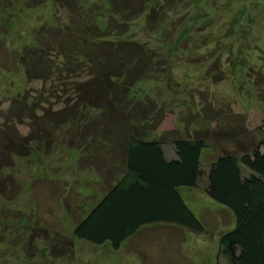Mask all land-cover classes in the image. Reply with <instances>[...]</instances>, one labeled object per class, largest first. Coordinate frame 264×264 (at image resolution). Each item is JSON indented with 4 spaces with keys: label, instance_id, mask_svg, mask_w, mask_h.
Masks as SVG:
<instances>
[{
    "label": "trees",
    "instance_id": "16d2710c",
    "mask_svg": "<svg viewBox=\"0 0 264 264\" xmlns=\"http://www.w3.org/2000/svg\"><path fill=\"white\" fill-rule=\"evenodd\" d=\"M52 1L67 11L68 20L34 28L18 53L24 77L40 80L41 87L26 108H17L25 96L12 97L0 113V172L12 167L14 155L37 150L33 143L46 152L55 144L79 148V169L85 164L101 169L99 163L111 156L110 165L119 163L120 169L106 179L92 207L82 217H73L72 235L95 244L108 240L113 249L145 224L202 231L179 192L180 186L200 182L234 219L218 236L214 264H264V116L252 132L246 130L242 112L229 111V105L215 107L205 99L200 100L201 114L214 120L210 129L187 137L157 129L165 104L153 94L142 95L136 83L162 64L158 51L119 34L142 14L148 27L159 25L166 11L158 19V10L167 0ZM50 97L63 103L40 106V114H35L36 105ZM22 114L30 119L25 133L16 126ZM229 139L235 140L234 150L225 147ZM207 145L221 152L201 165L200 151ZM92 147L95 157L88 162L84 154ZM4 174L0 193L13 197L19 184L11 172ZM61 238L54 240L60 243ZM64 239L67 249L54 252L64 254L71 248L72 240Z\"/></svg>",
    "mask_w": 264,
    "mask_h": 264
},
{
    "label": "rangeland",
    "instance_id": "374dc122",
    "mask_svg": "<svg viewBox=\"0 0 264 264\" xmlns=\"http://www.w3.org/2000/svg\"><path fill=\"white\" fill-rule=\"evenodd\" d=\"M164 11L159 25L148 27L142 14L119 34L158 51L162 64L136 83L142 95L153 94L165 104L156 128L180 137L210 129L214 120L201 114L200 100L206 99L215 107L229 105V111L242 112L246 130L254 132L264 116V0H167L158 19ZM66 14L52 0H0V113L12 97L25 96L17 107L22 109L37 97L41 81L24 77L18 53L34 28L68 20ZM59 100L50 97L35 104V114L42 107L56 108L63 103ZM21 118L16 126L25 133L30 119L25 114ZM234 142L229 139L225 147L234 150ZM33 147L37 150L26 156L14 155L12 167L0 172H11L20 187L13 197L0 193V264H214L218 236L234 219L200 182L180 186L179 192L202 231L145 224L113 249L108 240L95 244L74 237L72 228L74 218L82 217L101 196L102 185L120 169L119 163L110 165L113 158L107 155L99 163L101 169L87 164L79 169V148L55 144L46 152L37 143ZM220 152L211 145L202 147L200 164ZM84 155L91 162L95 149H86ZM60 236L62 242L56 243ZM66 237L72 240L71 248L64 254L54 252L67 249Z\"/></svg>",
    "mask_w": 264,
    "mask_h": 264
}]
</instances>
